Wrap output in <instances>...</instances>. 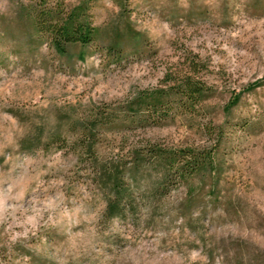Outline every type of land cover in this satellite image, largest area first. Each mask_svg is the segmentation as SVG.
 <instances>
[{"label":"rangeland","instance_id":"1","mask_svg":"<svg viewBox=\"0 0 264 264\" xmlns=\"http://www.w3.org/2000/svg\"><path fill=\"white\" fill-rule=\"evenodd\" d=\"M21 2L0 0V264H264V0H92L98 39L65 55L31 41ZM126 25L134 35L118 41ZM114 41L119 62L102 49ZM192 59L211 88L198 112L106 131L98 158L116 160L141 140L209 147L219 126L214 189L211 178L202 189L195 178L185 218L147 207L105 219L106 193L86 157L49 137L65 132L67 115L119 111ZM186 190L172 191L168 206L185 201Z\"/></svg>","mask_w":264,"mask_h":264},{"label":"trees","instance_id":"2","mask_svg":"<svg viewBox=\"0 0 264 264\" xmlns=\"http://www.w3.org/2000/svg\"><path fill=\"white\" fill-rule=\"evenodd\" d=\"M91 1L79 0L68 6L63 0H27L18 4V12L32 28L31 41L45 42L54 53L65 55L69 45H87L98 39L99 29L89 13ZM123 33L134 35L130 25H126L124 32L116 33L118 41ZM118 41L102 47L109 62L125 57ZM186 62L184 69L165 72L157 87L140 91L119 111L103 105L91 107L79 116L72 113L61 125L65 132L58 129L49 137L51 142L71 148L77 158L86 157L94 183L106 193L102 214L105 219L126 215L135 218L147 207L163 210L168 217L174 212L185 218L186 209L193 205V195L198 192L193 180L198 178L202 189L209 177L212 184L208 188L214 189L213 176L219 172L215 156L223 138L219 126L209 131L216 133L209 147L167 146L155 140H141L131 144L116 160L98 158V147L106 141V131L124 134L138 127L161 126L177 115L198 112L211 88L196 74L202 66L200 61ZM238 97L239 94L234 95L226 110L235 105ZM181 186L187 187L185 201L168 206V196Z\"/></svg>","mask_w":264,"mask_h":264}]
</instances>
